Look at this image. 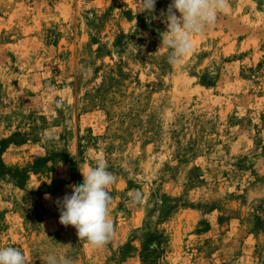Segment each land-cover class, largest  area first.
<instances>
[{"label":"rangeland","instance_id":"obj_1","mask_svg":"<svg viewBox=\"0 0 264 264\" xmlns=\"http://www.w3.org/2000/svg\"><path fill=\"white\" fill-rule=\"evenodd\" d=\"M228 3L172 66L137 0H0V247L29 264H264V0ZM101 157L116 235L93 248L55 201Z\"/></svg>","mask_w":264,"mask_h":264},{"label":"clouds","instance_id":"obj_2","mask_svg":"<svg viewBox=\"0 0 264 264\" xmlns=\"http://www.w3.org/2000/svg\"><path fill=\"white\" fill-rule=\"evenodd\" d=\"M155 5L156 0H137L136 13H147L151 19L166 25V31L160 34L161 45L157 51L166 49L167 62L177 66L192 53L193 37L214 26L218 13L225 11L229 3L228 0H172L158 16L153 15ZM108 169V162L103 157L79 168L83 182L69 185L71 194L55 201L60 213L59 223L74 227L78 239L93 248L106 247L116 235L109 206L113 200L110 188L117 177ZM128 196L134 205L144 202V194L139 190H133ZM43 262L73 264L71 259L51 252ZM0 264H29V258L19 248L0 247Z\"/></svg>","mask_w":264,"mask_h":264}]
</instances>
